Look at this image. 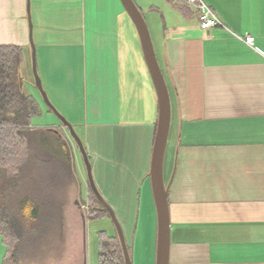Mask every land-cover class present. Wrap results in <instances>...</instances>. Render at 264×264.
Listing matches in <instances>:
<instances>
[{"label": "crops", "instance_id": "obj_1", "mask_svg": "<svg viewBox=\"0 0 264 264\" xmlns=\"http://www.w3.org/2000/svg\"><path fill=\"white\" fill-rule=\"evenodd\" d=\"M135 1L149 24L172 102L165 163L166 182L173 177L170 264H264V0H204L223 23L209 31L179 0ZM31 36L51 102L85 130L79 135L86 149L103 136L110 153L100 180L125 203L142 185L153 215L150 167L159 99L121 0H0V48L22 50L19 73L31 66ZM34 89L28 94L40 107ZM74 106L82 110L79 120L72 116ZM47 117L50 123L33 128L65 132L58 118ZM50 149L57 158L47 161L44 152L30 161L31 180L27 175L25 181L41 185L42 196L43 185H54L58 204L53 213L44 206L39 216L59 219L52 234L61 244L73 194L58 186L79 182L72 171L62 173L68 164L64 146ZM45 178L51 182L43 184ZM78 196L84 243L88 179L80 182ZM51 257L23 263L47 264Z\"/></svg>", "mask_w": 264, "mask_h": 264}, {"label": "trees", "instance_id": "obj_2", "mask_svg": "<svg viewBox=\"0 0 264 264\" xmlns=\"http://www.w3.org/2000/svg\"><path fill=\"white\" fill-rule=\"evenodd\" d=\"M21 54L22 50L17 47L0 48V237L6 247L4 264H7L8 260V264H22L20 247L29 229L35 231L36 226L45 225L52 234L59 224V219L53 214L48 217L39 216L44 206L53 213L58 202L50 184L46 194L42 196L41 185H34V179L30 183L25 181L32 171L27 167L28 163L37 161L39 156L41 158L43 147L52 148L55 144L64 146L63 151L67 154L65 162L69 163L70 160L66 143L63 139L60 140L59 131H54L56 136L51 133L53 130H35L32 126V118L39 115L41 110L35 99L22 92L19 73ZM56 158L51 152L45 160L52 161ZM63 171H68L64 163ZM69 176H72V172H69ZM69 185L63 184L64 192ZM88 189L92 202L89 203L92 214L90 212L88 219L95 221L102 217L110 218L89 183ZM23 218L29 227L28 231L21 226ZM99 264H126L117 231L114 235L106 232L99 234Z\"/></svg>", "mask_w": 264, "mask_h": 264}, {"label": "rangeland", "instance_id": "obj_3", "mask_svg": "<svg viewBox=\"0 0 264 264\" xmlns=\"http://www.w3.org/2000/svg\"><path fill=\"white\" fill-rule=\"evenodd\" d=\"M20 79L22 80L21 87L26 91L27 94L28 91H30V87H32V85L34 86V90L36 92L35 94H37V98L41 107L40 114L32 118V125L40 127L46 125L48 122L50 123L51 119L47 117L48 114H50L51 117L54 116L53 118H57V116L47 106L36 86V80L33 70V57L31 66L29 64V66H25L20 70ZM75 107L76 106H74V108ZM74 108V112L72 114L74 120L81 119L82 110ZM75 129L80 135L82 133L84 134L85 132V130L80 126H77ZM62 131L61 133L64 137L63 141L66 143V150L68 149L70 158L69 163L67 164L68 173L72 171L73 175L79 182L78 186H72L67 190V193L73 194V198L72 200H70L68 206L72 205L73 207H71V209L74 212L71 213L72 210L68 211L62 218V229L64 231V237L61 240V244L59 237H56V234H51L50 231L45 227V225L36 226L35 231H30L29 229V233L25 234L22 245L20 247L22 264H25L23 263V258L25 259L27 257H30L31 260L38 262L43 261L45 257L47 258V256H53L49 258L50 260L47 261V264L50 261L51 262L49 264H54L55 262L56 264H99V234L101 232H106L109 235H114L116 232V228L113 222L108 217H102L96 219L95 221L89 220L88 216L90 215V212L92 214V211H90L89 208V213L86 210L85 215L87 219L84 225L85 228L83 243V223L80 210L75 202L77 198L80 197L78 196L80 190V182H83V186L87 182L86 169L78 146L70 136L69 131L67 129H65V132L64 130ZM106 147L107 146L104 142L103 136L100 135L99 137L93 139L91 145L87 148L91 153V163L93 166V173L98 188L104 198L106 199V197H108V199L114 206V211L122 226L127 245L129 247V250L131 251L130 253L132 256L133 264H156L157 220L155 224L156 210L153 193V215H150L148 201L145 199V191L143 190L142 185H137L135 187V189L133 190L135 191L134 195L132 194L131 200H128V203H125L120 199L114 197V188H111V186L109 188V184L107 181H105L104 183L102 182V180H100V175L103 174L102 166L105 164L106 160H108L107 154L110 153L109 150H106ZM44 152L51 153V149L49 147H45ZM111 160H113V162L119 161V158H112ZM140 160V158L136 159L137 162H139ZM62 173L65 174L64 171ZM85 177L86 181H84ZM63 178L64 183L66 182V177L63 176ZM50 182L51 181L49 179L45 178L43 184ZM50 185L52 186V188L54 187V185ZM47 186L48 184L43 185V193L44 191H47ZM59 187L62 188L63 186L60 185L58 186V188ZM63 194L65 195V192ZM64 198L66 199V196H64ZM90 198L87 204H92ZM90 204L88 206H90ZM22 221L23 223H21V226L23 225L24 230H27L29 227L26 226V220L23 218ZM1 240L2 239H0V242L2 243ZM50 245L53 247L52 249H48V246ZM5 253L6 247H1L0 245V264H3L4 262ZM54 257H56L55 260H53ZM27 260L30 259L27 258ZM8 263L9 260L7 261V264Z\"/></svg>", "mask_w": 264, "mask_h": 264}, {"label": "water", "instance_id": "obj_4", "mask_svg": "<svg viewBox=\"0 0 264 264\" xmlns=\"http://www.w3.org/2000/svg\"><path fill=\"white\" fill-rule=\"evenodd\" d=\"M121 2L124 8L126 9L128 15L130 16L132 22L134 23L138 36L140 37V42L142 45L146 65L151 75L159 99V120L151 158L150 178L157 218L156 264H170L171 218L169 194L172 182L171 180H173V177L168 183L166 182L165 163L172 122L171 95L163 70L158 60L157 52L152 38V33L144 13L142 12L135 0H121ZM31 49L36 86L49 109L57 116L63 126L69 131L70 136L73 138L76 145L78 146V149L82 155L83 162L85 165L89 186L97 197V199L103 205L104 209L110 215V218L116 228L122 245L125 263L133 264L132 256L126 242L122 226L116 216L113 207L104 198L98 188L93 173V166L91 163L90 155L86 149L82 138L77 133L74 125L54 106L43 87V83L37 69L36 49L33 43L32 36ZM20 83L22 85L21 79ZM85 221L86 217L84 215V223Z\"/></svg>", "mask_w": 264, "mask_h": 264}, {"label": "built area", "instance_id": "obj_5", "mask_svg": "<svg viewBox=\"0 0 264 264\" xmlns=\"http://www.w3.org/2000/svg\"><path fill=\"white\" fill-rule=\"evenodd\" d=\"M182 4L193 9L197 15L200 22V27L202 30L209 31L213 28L223 26L222 21L215 14V12L207 5L204 0H179ZM246 42L249 45H254V38H246Z\"/></svg>", "mask_w": 264, "mask_h": 264}, {"label": "flooded vegetation", "instance_id": "obj_6", "mask_svg": "<svg viewBox=\"0 0 264 264\" xmlns=\"http://www.w3.org/2000/svg\"><path fill=\"white\" fill-rule=\"evenodd\" d=\"M88 213H89V208L87 209Z\"/></svg>", "mask_w": 264, "mask_h": 264}]
</instances>
